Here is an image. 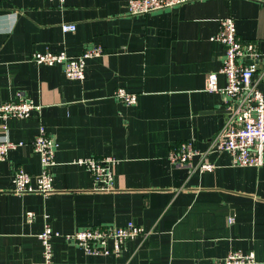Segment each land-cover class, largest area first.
<instances>
[{
    "label": "crops",
    "instance_id": "crops-1",
    "mask_svg": "<svg viewBox=\"0 0 264 264\" xmlns=\"http://www.w3.org/2000/svg\"><path fill=\"white\" fill-rule=\"evenodd\" d=\"M127 1L0 0V102L21 90L40 106L0 121V138L22 142L0 160V264H38L45 224L69 234L128 221L146 234L119 253L88 254L57 236L52 264H223L232 248L254 250L264 264V166H233L227 151L208 152L215 167L205 172L199 156L190 166L168 158L180 141L206 151L222 127L223 97L207 90L206 77L224 48L211 37L219 19L232 16L238 36L264 49V0H189L135 15ZM62 23L76 27L63 32ZM90 45L104 52L87 59L82 80L30 59L34 51L76 55ZM119 86L137 93L134 105L113 97ZM39 125L57 143L54 190L16 193L17 169L40 172L30 144ZM89 155L116 160L113 189L97 190L75 162Z\"/></svg>",
    "mask_w": 264,
    "mask_h": 264
},
{
    "label": "built area",
    "instance_id": "built-area-1",
    "mask_svg": "<svg viewBox=\"0 0 264 264\" xmlns=\"http://www.w3.org/2000/svg\"><path fill=\"white\" fill-rule=\"evenodd\" d=\"M63 1V0H59ZM189 0H128L127 13L130 15L145 14L181 5ZM75 23H62L63 32L73 31ZM211 40L220 43L224 54L219 69L208 73L206 86L209 91L220 92L223 97L225 121L216 135L210 140L208 149L201 152L193 140L180 141L174 145L169 160L177 166H190L194 156H199L197 168L201 172L212 171L214 163L208 161V152L227 151L231 156V165L237 167L264 166V49L258 41L242 39L238 36L232 16L219 19L217 32ZM103 49L98 45L85 47L79 54L69 55L66 51H34L31 60L38 65H61L65 76L69 79L82 80L85 77V65L89 58L100 56ZM225 77V84L218 85V76ZM113 97L119 102L134 105L137 93L123 86L113 91ZM39 105L23 91L18 90L11 100L0 102V121L10 117L27 118L39 109ZM2 128L5 124L0 122ZM22 142H14L0 138V160L8 151ZM32 150L38 155L41 169L37 174L17 169L13 175V191L16 193L37 192L43 195L54 190L53 165L57 143L43 125H39L37 134L30 142ZM91 174L97 190L114 188V166L116 160L112 156L78 157L75 159ZM32 216V213H27ZM232 218H228L231 222ZM144 227L133 221L123 225L90 226L69 234L55 231L45 224L38 234L42 246V259L38 264H52V238L64 236L85 253L98 255L119 253L128 239L144 236ZM223 264H259L254 250L242 251L232 248L224 257Z\"/></svg>",
    "mask_w": 264,
    "mask_h": 264
}]
</instances>
